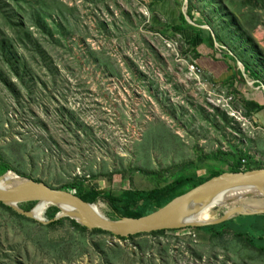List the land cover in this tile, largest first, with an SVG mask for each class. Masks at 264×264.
<instances>
[{"label": "rangeland", "instance_id": "374dc122", "mask_svg": "<svg viewBox=\"0 0 264 264\" xmlns=\"http://www.w3.org/2000/svg\"><path fill=\"white\" fill-rule=\"evenodd\" d=\"M17 1L21 13L10 0L0 7L16 13L43 50L34 56L0 13V43L9 36L30 70L18 80L0 52V162L9 170L55 189L121 194L151 191L181 175L232 172L244 152L250 158L242 170L264 168V134L241 94L245 82L237 92L198 71L190 38L175 33L149 0ZM192 1L190 22L218 33L224 44L215 50L236 56L244 72L247 60L264 83V0H220L226 15L217 0ZM187 3L179 0L186 14ZM33 13L35 23L59 25L52 39L43 23L26 19ZM245 204L264 208V198ZM216 207L210 220L223 216L225 205ZM27 218L0 205V264H264L263 251L229 231L213 237L186 227L119 240L69 221L48 226Z\"/></svg>", "mask_w": 264, "mask_h": 264}, {"label": "trees", "instance_id": "16d2710c", "mask_svg": "<svg viewBox=\"0 0 264 264\" xmlns=\"http://www.w3.org/2000/svg\"><path fill=\"white\" fill-rule=\"evenodd\" d=\"M16 1L17 0H10V6L13 7L11 10L21 13V9H14L17 6ZM155 1H162V0H155ZM217 1L219 5H221L222 9L224 10L225 15H226V12L228 14V11L227 9H225L224 4H222L220 0H217ZM17 2H19V0ZM187 4H188L187 5L188 6L187 16L190 18L191 21H193L194 20L193 12L196 8L193 6L192 0H188ZM11 10L7 12L5 8L3 9L0 7V13L2 12L3 21L5 25L8 27V30L11 31L10 34L20 39H26L28 41L27 45L31 46V49L35 51L33 53L34 56H39L43 48L33 38V33L29 32L25 22L23 20L19 22V20L17 19L18 15L12 12ZM36 17L46 18L43 16H36ZM34 18H35L34 13L31 16L26 17V19H31L32 21ZM44 22L45 21L40 22L36 18V23L38 25L35 22L34 23H35V26L37 25L38 27H41L42 23L44 24ZM58 26L59 25H54L53 23H45L43 25L49 39H52V33H55L58 31V28H57ZM170 27L175 33L185 32V31L191 32L193 34V38L189 39L190 41L188 42L191 46H195L196 41H199V44L200 43L206 44L208 47L212 49H214L215 43L224 44V41L220 38V35H218V33L216 37L214 38L211 31L189 24L186 19V16L183 13L180 14V24L170 25ZM3 38H4V42L0 43V52H1L2 62L10 71L14 73L15 77L18 80L24 81L23 80L24 77L22 75L24 73L25 74L30 73V70L27 69L26 62L22 58L16 57L15 56L16 54L13 53L14 52L13 48L15 46L12 44L10 37L3 35ZM6 40H9V41H6ZM192 52H194L197 60L202 58V56L197 52V49L195 48L192 49ZM223 54L226 59L234 63V68H231V70L233 71V75L231 79L229 78L227 80L229 85L233 86L234 82L239 81V80H240V83L242 82L244 83L245 78L243 77L242 72L235 71V69L237 68V63H236V58H235L236 56L230 54L229 51ZM241 61L243 62L245 66L247 74L249 73L252 76V78H254L255 80H259L258 75L254 73L251 70L250 66L248 65L249 62L245 60L244 58H242ZM250 71H252V74L250 73ZM3 82L8 89L13 88V86L10 83L6 82L5 80H3ZM234 154L238 155L237 153H234ZM249 158H250L249 155L245 152L239 154L235 162L233 163L231 171L232 172L241 171L243 169V160H246V164H247V160ZM9 169L10 167L6 163L0 162V176L3 175ZM244 169L249 170L251 169V167L246 165ZM222 173H224V171H219V170L213 171V172H210L209 177H214ZM201 178H206V177H201ZM194 179H200V178H197L196 176H192V175H189V176L181 175L174 181L168 184H165L164 186H157L151 191L125 190L121 194H115L112 192L104 193V192H101L95 189L90 191V190H84L83 187L81 186H77V185L75 186L73 185V186L77 188V191L81 195L86 196L87 198H89L90 200L94 202L103 200L108 205L112 218L114 219L116 218L138 219L140 217H143L151 213L167 196L172 194L174 191H176L179 187H181L185 183L191 180H194ZM71 187L72 186H67L65 187V189H70ZM255 198L258 199L259 197H248L243 200H239V201L226 204L222 215H224L228 210L232 209L233 207L240 205V204H244L247 201H250L251 199L253 200ZM0 205L23 218L30 219L18 213L12 207L6 206L1 202H0ZM33 207H35L34 204H27L23 206V208L26 209L27 211L31 210ZM215 208L219 209V207H215ZM59 210L60 209L56 206L48 207L46 211V215L50 220H52L48 226H56L59 223H62L64 221H69L74 228L80 229L83 232H87L90 234H96V235H108L112 237L111 234H108L101 230H96V229L88 230L86 227L79 225L78 223H76L75 221L69 218H66V219L61 218L59 220H53ZM253 217H255V220L253 219ZM256 217L258 219V222L256 220ZM203 229L211 232L213 237L223 236L225 232L227 233V231H229L240 241H245L252 247L264 252V214L236 215L222 223L206 226V227H203ZM165 231L166 230H160V231H156L150 234L135 235V236L128 237V238H119V237L117 238L119 240H128V239H133L139 236H148V235L156 236V235L165 233Z\"/></svg>", "mask_w": 264, "mask_h": 264}, {"label": "water", "instance_id": "95a60500", "mask_svg": "<svg viewBox=\"0 0 264 264\" xmlns=\"http://www.w3.org/2000/svg\"><path fill=\"white\" fill-rule=\"evenodd\" d=\"M24 179L25 181L15 189H4L0 185V202L12 207L22 215L35 218L43 223H50L52 220L39 219L32 214L33 208L27 211L23 206L27 204L35 206L40 203L48 204L49 207L56 206L60 210L53 220L66 217L88 230H101L119 238L150 234L160 230L206 227L222 223L236 215L264 214V208H253L246 204H240L228 210L218 219L208 222L185 221V218L194 210V203L206 206L224 192L236 189L258 190L255 193L246 191L242 196L231 197L217 203L214 207L226 205L248 196L264 198V168L224 172L214 177L191 180L167 196L151 213L138 219L109 217L104 212L101 202H94L81 195L76 188L55 189L41 181L26 177ZM62 202H71L78 207L75 214L79 218L83 217L84 223L75 220L71 214L61 212L59 204Z\"/></svg>", "mask_w": 264, "mask_h": 264}, {"label": "crops", "instance_id": "0c3cea01", "mask_svg": "<svg viewBox=\"0 0 264 264\" xmlns=\"http://www.w3.org/2000/svg\"><path fill=\"white\" fill-rule=\"evenodd\" d=\"M149 4L152 7V11L156 12L160 17L166 18L169 21V24L176 25L180 24V14L183 13L186 16V19L189 24L193 26L200 27L196 24L191 23L190 18L187 16L184 10L179 8V0H162V1H155L149 0ZM196 20V19H194ZM188 31L185 32H178L183 35L184 37L188 36L190 39L193 38V34H187ZM213 35V34H212ZM214 37V36H213ZM215 38V37H214ZM199 41L195 42V46L193 48L197 49L199 53H201V49H204L205 53H201L202 58L198 60L197 67L201 72L209 74L214 79L220 80H228L231 79L233 75V71L231 68H234V63L226 58L218 59V54H223V52L219 51L218 49L215 50L208 47L206 44L198 43ZM218 44V43H216ZM211 51L214 55L210 56L211 54L208 53ZM224 55V54H223ZM237 61V60H236ZM233 63V64H232ZM239 63V61H237ZM235 71H241L240 68H236ZM243 77L245 78V84L242 85V92L243 98L247 101V107L250 111V117L253 122L256 124L259 130L263 131L264 134V83H260L257 80H252L250 74H246L247 71H241ZM250 78L252 81H248L246 77ZM233 82V81H232ZM230 86V85H229ZM240 80L235 81L233 84V88L239 89ZM245 204V203H244Z\"/></svg>", "mask_w": 264, "mask_h": 264}, {"label": "bare ground", "instance_id": "6f19581e", "mask_svg": "<svg viewBox=\"0 0 264 264\" xmlns=\"http://www.w3.org/2000/svg\"><path fill=\"white\" fill-rule=\"evenodd\" d=\"M25 177L19 175L18 173H16L13 170H8L1 178H0V185L4 188V189H15L16 187H18L21 183H23L25 181L24 179ZM246 191L248 192H258V190L256 189H251V190H247V189H236V190H231L228 192H224L222 194H219L216 198H214L211 202H209L206 206L202 205V204H198V203H194L193 206L194 210L185 218V221H196V222H208L211 221L209 219V215L212 213L213 209L215 208L214 205H216L217 203H221L231 197L234 196H242L244 193H246ZM248 197H255V196H248ZM248 197H244L239 200H243L245 198ZM61 207V212L64 213H68L73 215V218L75 220H78L81 223H84L85 219L83 217H77L75 212L76 210H78V207H76L75 205H73V203L71 202H62L59 204ZM49 205L48 204H44V203H40L37 206L35 205V207H33L32 209V214L39 218V219H44L45 218V213L48 209Z\"/></svg>", "mask_w": 264, "mask_h": 264}, {"label": "built area", "instance_id": "2783aa9c", "mask_svg": "<svg viewBox=\"0 0 264 264\" xmlns=\"http://www.w3.org/2000/svg\"><path fill=\"white\" fill-rule=\"evenodd\" d=\"M198 71H200V70L198 69ZM244 162H246V160H243V166H245V164H246V163H244ZM116 238H117V237H116Z\"/></svg>", "mask_w": 264, "mask_h": 264}]
</instances>
